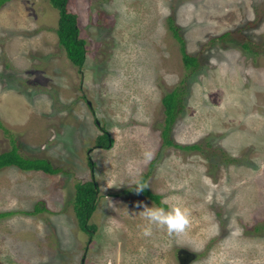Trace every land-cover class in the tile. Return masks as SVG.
<instances>
[{"label": "rangeland", "instance_id": "rangeland-1", "mask_svg": "<svg viewBox=\"0 0 264 264\" xmlns=\"http://www.w3.org/2000/svg\"><path fill=\"white\" fill-rule=\"evenodd\" d=\"M69 10L87 42L82 69L59 44L49 0L0 10V152L14 139L63 170L0 171V214L12 213L0 218V264H180V250L197 255L188 264H264V0H69ZM170 19L199 60L192 75ZM185 78L171 139L200 151L162 136V100ZM104 132L110 149L97 145ZM91 180L92 238L73 206L76 184ZM139 186L187 207L186 231L150 224L141 211L157 205L125 194ZM37 205L45 212L24 214Z\"/></svg>", "mask_w": 264, "mask_h": 264}, {"label": "trees", "instance_id": "trees-1", "mask_svg": "<svg viewBox=\"0 0 264 264\" xmlns=\"http://www.w3.org/2000/svg\"><path fill=\"white\" fill-rule=\"evenodd\" d=\"M13 0H0V10L9 2ZM53 7L59 12V24L57 29V35L59 38L60 46L66 51L68 59L72 64L80 69L85 65L87 59V42L80 37V28L78 25V17L76 14L69 10V0H49ZM169 27L173 33L174 38L180 45V51L184 63L185 70L191 72V75L195 73L199 66V60L197 57L188 54L186 50L185 41L180 34V29L173 23V19L169 21ZM230 36V33H226L222 36V40H225ZM247 47L248 45L245 44ZM187 76V75H186ZM187 79H183L181 84L174 91L166 94L162 100L165 113V126L162 133L164 144L167 146H176L179 149L188 151H200L202 147L198 144L191 146H181L175 144L171 139V133L173 126L176 124L178 117L183 113L184 100L186 94ZM0 128L8 133L9 131L0 124ZM12 149L8 152H0V171L8 167H16L22 171H36L43 172L47 175H57L63 172L62 169L54 167V165L47 159H29L19 153V147L15 144L16 141L11 139ZM114 140L109 136L107 132H104L98 138L97 145L103 149H110ZM90 166L93 164L90 162ZM145 180L141 182L143 185ZM75 196L73 201L74 212L77 219V223L82 232L93 237L97 228L95 225H90L89 222L92 219L94 213L97 210L99 201V185L94 181L80 182L75 186ZM136 194L140 197H145L155 203L157 206H168L163 203L162 196L152 193L148 188L144 187L142 191H136L135 187L127 189L125 194ZM41 212H45L44 208L37 205L34 212L24 213L28 215H36ZM12 213H1L0 218L11 215Z\"/></svg>", "mask_w": 264, "mask_h": 264}, {"label": "clouds", "instance_id": "clouds-1", "mask_svg": "<svg viewBox=\"0 0 264 264\" xmlns=\"http://www.w3.org/2000/svg\"><path fill=\"white\" fill-rule=\"evenodd\" d=\"M135 190L142 191L143 186H139ZM164 199L167 200L169 198L165 197ZM141 212L150 224L154 223L159 227L166 228L169 234H181L186 231L190 224V210L179 205H170L167 208L162 205L151 207L144 205ZM144 231L145 234H148L150 229L145 228Z\"/></svg>", "mask_w": 264, "mask_h": 264}, {"label": "water", "instance_id": "water-1", "mask_svg": "<svg viewBox=\"0 0 264 264\" xmlns=\"http://www.w3.org/2000/svg\"><path fill=\"white\" fill-rule=\"evenodd\" d=\"M197 258V255L194 253H191L187 250H180L178 252V259L180 264H188L192 262V260H195Z\"/></svg>", "mask_w": 264, "mask_h": 264}]
</instances>
